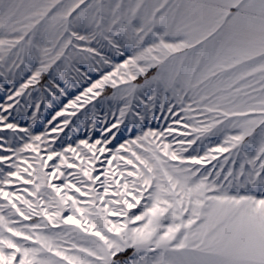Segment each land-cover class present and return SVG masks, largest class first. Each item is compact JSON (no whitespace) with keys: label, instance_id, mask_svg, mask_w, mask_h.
Here are the masks:
<instances>
[{"label":"snow or ice","instance_id":"snow-or-ice-1","mask_svg":"<svg viewBox=\"0 0 264 264\" xmlns=\"http://www.w3.org/2000/svg\"><path fill=\"white\" fill-rule=\"evenodd\" d=\"M0 264H264V0H0Z\"/></svg>","mask_w":264,"mask_h":264}]
</instances>
